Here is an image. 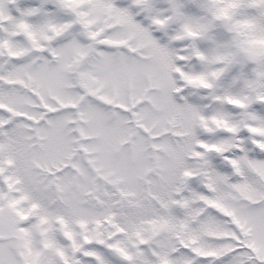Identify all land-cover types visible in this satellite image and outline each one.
<instances>
[{
    "label": "snow or ice",
    "instance_id": "6c2138e0",
    "mask_svg": "<svg viewBox=\"0 0 264 264\" xmlns=\"http://www.w3.org/2000/svg\"><path fill=\"white\" fill-rule=\"evenodd\" d=\"M0 264H264V0H0Z\"/></svg>",
    "mask_w": 264,
    "mask_h": 264
}]
</instances>
